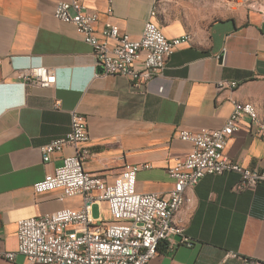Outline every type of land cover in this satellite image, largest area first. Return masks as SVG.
I'll return each mask as SVG.
<instances>
[{
  "label": "crops",
  "instance_id": "0c3cea01",
  "mask_svg": "<svg viewBox=\"0 0 264 264\" xmlns=\"http://www.w3.org/2000/svg\"><path fill=\"white\" fill-rule=\"evenodd\" d=\"M58 1L0 0V250L16 248L20 218L82 206L80 195L60 200V190L33 189L73 153L65 146L43 162L39 150L69 130L71 110L87 120L86 171L110 183L126 163L149 164L137 171L136 189L159 194L173 186L167 167L191 149L177 137L178 129L221 127L235 100L252 103L264 122L261 8L244 0H113L108 13L107 0H86L98 14L101 39L106 22L137 39L146 20L155 21L167 38L191 35L153 79L135 87L125 76L102 74L91 45L73 24L54 17ZM31 65L53 68L55 84L23 86L16 70ZM223 79L237 86L218 90L216 81ZM224 152L243 166L264 168V140L248 131L245 119ZM239 182L236 172L207 174L187 189L189 201L174 221L192 245L171 248L161 241L148 264H243L222 261L226 251L264 264V182L237 190ZM91 215L108 220L106 202L92 203ZM0 264L29 263L18 254L14 261L0 257Z\"/></svg>",
  "mask_w": 264,
  "mask_h": 264
},
{
  "label": "built area",
  "instance_id": "2783aa9c",
  "mask_svg": "<svg viewBox=\"0 0 264 264\" xmlns=\"http://www.w3.org/2000/svg\"><path fill=\"white\" fill-rule=\"evenodd\" d=\"M85 1L60 0L53 15L73 24L82 39L91 45L102 74L125 76L135 87L153 79L164 68L173 50L190 41L188 33L167 38L153 20L144 22L142 34L137 39L106 22L101 29V39L95 29L98 14L90 10ZM112 3L113 0H107L108 13L112 11ZM150 15L153 16V7ZM138 61L140 66L135 65ZM16 77L23 86L47 87L56 82L55 70L44 65L20 68L16 70ZM236 86L234 80L216 81L218 90ZM159 89L163 90L162 87ZM244 119L248 131L264 140V125H257L248 103L239 100L233 102L232 111L221 127L178 129L177 137L190 142L191 149L167 167L173 186L165 194H159L136 189L137 171L141 167H149V164L126 163L110 183L86 171L83 162L90 154L86 145L89 139L87 120L84 114L71 110L69 130L42 144L39 150L43 162H48L65 146L71 147L73 153L64 156L52 172L34 182L33 189L37 193L60 190V200L80 195L82 206L63 207L20 218L16 223V248L0 250V257L14 261L21 254L29 264H148L157 254L161 241H167L171 248L191 246L185 231L175 232L169 226L172 207L181 198L189 201L185 193L187 189L194 188L207 174L224 172L240 175L237 190L253 189L264 182V168L258 170L243 166L224 152L228 139ZM102 201L106 202L110 213L108 220L91 215V204ZM229 258L240 259L243 264H258L236 252L226 251L222 261Z\"/></svg>",
  "mask_w": 264,
  "mask_h": 264
},
{
  "label": "bare ground",
  "instance_id": "6f19581e",
  "mask_svg": "<svg viewBox=\"0 0 264 264\" xmlns=\"http://www.w3.org/2000/svg\"><path fill=\"white\" fill-rule=\"evenodd\" d=\"M155 7H153V16L156 14L155 12ZM188 40H191V35L188 33ZM248 103V106L251 108L252 110V113L254 114V122L257 124V125H264V122L262 120L259 119L258 115H257V112L255 110V107L253 106L252 103L250 102H246ZM188 198H181L178 200V204L177 205H174L172 207V212H171V217L169 218V226L172 227V231H175V232H180L181 229H179L177 227V225H175V221H174V217H175V214L176 212L181 208L182 204L187 201Z\"/></svg>",
  "mask_w": 264,
  "mask_h": 264
},
{
  "label": "rangeland",
  "instance_id": "374dc122",
  "mask_svg": "<svg viewBox=\"0 0 264 264\" xmlns=\"http://www.w3.org/2000/svg\"><path fill=\"white\" fill-rule=\"evenodd\" d=\"M244 1L264 10V0H244Z\"/></svg>",
  "mask_w": 264,
  "mask_h": 264
}]
</instances>
